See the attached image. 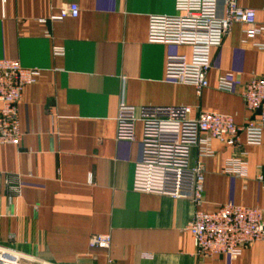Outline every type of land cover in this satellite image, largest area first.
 <instances>
[{"label": "crops", "instance_id": "1", "mask_svg": "<svg viewBox=\"0 0 264 264\" xmlns=\"http://www.w3.org/2000/svg\"><path fill=\"white\" fill-rule=\"evenodd\" d=\"M72 4L78 18L51 20ZM238 4L264 22V0ZM176 14V0H0V59L40 72L18 107L21 144L0 145V248L31 264H264V239L239 257H199L188 232L192 202L133 191L141 126L135 142L116 140L121 104L191 107L194 115L232 116L238 126L255 118L242 91L264 75L257 46L264 36L245 43L244 27L235 25L213 52L209 88L199 96L193 86L165 80L166 58L189 57L190 48L148 40L151 17ZM222 76H232L233 93L217 89ZM211 149L213 156L201 160L200 210L225 204L264 210V140L249 146L242 134L240 147L213 140ZM242 151L246 176L224 173ZM192 158L200 161L197 149ZM98 235L111 236L109 249L89 248Z\"/></svg>", "mask_w": 264, "mask_h": 264}, {"label": "built area", "instance_id": "2", "mask_svg": "<svg viewBox=\"0 0 264 264\" xmlns=\"http://www.w3.org/2000/svg\"><path fill=\"white\" fill-rule=\"evenodd\" d=\"M225 14L218 15L219 0H176L173 17H151L148 40L152 44L185 46L191 55H170L165 61V80L193 86L200 96L209 88L212 55L220 49L235 25L244 27V42L264 36V22H257L256 11L241 8L238 0H224ZM80 9L72 4L60 9L52 21L78 18ZM264 50V45H257ZM56 51L55 54H62ZM40 72L26 69L18 61L0 59V145L19 146L23 140L19 105L27 86L34 85ZM217 89L233 93L232 76H222ZM247 109L255 116L238 126L232 116L213 112L193 114L191 107L119 106L116 119V140L136 141L141 126L142 157L133 171V191L142 194L188 200L196 207L188 226L196 255L202 258L242 255L244 250L264 239V210L225 204L211 212L200 210L204 204L205 167L201 162L212 157L211 142L216 140L230 147L260 146L264 140V75L252 78L243 88ZM198 150L199 160L192 152ZM241 156L227 163L224 173L246 176V163ZM260 180H263L261 177ZM2 175L0 174V182ZM8 184V181L5 182ZM110 235L93 236L91 250H107ZM112 262L111 260L109 261ZM30 258L8 248H0V264H31Z\"/></svg>", "mask_w": 264, "mask_h": 264}]
</instances>
